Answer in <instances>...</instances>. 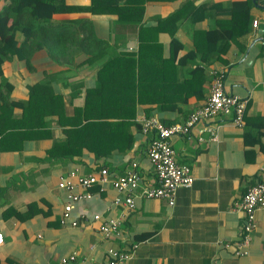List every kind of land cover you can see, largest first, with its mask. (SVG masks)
Instances as JSON below:
<instances>
[{
	"label": "crops",
	"instance_id": "1",
	"mask_svg": "<svg viewBox=\"0 0 264 264\" xmlns=\"http://www.w3.org/2000/svg\"><path fill=\"white\" fill-rule=\"evenodd\" d=\"M232 1L145 0L138 21V13L121 19L112 11L55 13L49 26L64 22L83 29L78 35L86 36V53L59 63L41 44L29 56L30 67L15 57L3 61L10 97L24 101L28 86L44 84L38 97L55 113L42 115L41 108L30 116L33 129L5 130L3 137L0 132V264H56L71 254L72 264H106L110 248L129 249L126 264H264V200L255 212L245 253L235 254L243 222L237 203L247 187L264 176V7L252 0L245 19L232 26L233 39L218 59L210 56L215 44L204 41L208 29L226 25L228 16L220 14V7ZM89 2L66 0L81 6ZM93 39L104 44L95 47ZM75 41L70 37V46ZM191 52L196 55L187 56ZM118 54L132 55L130 63L119 58L100 79L113 85L105 95L115 101L124 73L128 68L136 72L139 103L129 127L133 140L125 153L114 149L95 158L88 151L89 136L70 128L78 119L73 108L82 106L85 90L99 83L101 62ZM212 71L223 74L227 94L245 99L243 122L237 126L229 115L217 114L198 121L186 134L170 137L175 161L187 165L192 177L189 187L175 190L171 206L165 199L141 196L137 188L134 207L128 210L122 202H113L123 193L109 182L96 183L88 189L90 197L74 203L62 218L66 198L58 182L69 178L70 171L87 175L103 167L111 179L134 162L140 187L155 185L146 157L152 133L143 134L138 120L152 116L166 125L182 123L206 100ZM11 116L19 120L21 109L13 108ZM97 148L106 147L98 141ZM73 191L83 189L75 186ZM110 218H118L119 225L117 233L106 238L99 227Z\"/></svg>",
	"mask_w": 264,
	"mask_h": 264
},
{
	"label": "trees",
	"instance_id": "2",
	"mask_svg": "<svg viewBox=\"0 0 264 264\" xmlns=\"http://www.w3.org/2000/svg\"><path fill=\"white\" fill-rule=\"evenodd\" d=\"M1 1L3 3L0 7V132L1 137H3L7 136L5 130L15 131L20 130L19 128L27 129L30 127L33 129L35 123L29 121L34 118H30V116H37L41 108L43 109L42 115L55 113V110L46 109L38 97L45 90L44 84L36 83L28 86V96L24 101L10 97L11 84L3 76L1 69L4 60L15 57L18 60H23L26 66L30 67L29 56L43 44L49 56L57 62L71 61L74 53H86V36L79 37L81 36L79 35L76 39L72 33L74 28L65 26L64 22H54L53 25L56 27H50L49 25L53 23V14L73 11L86 12V10L93 14H100L112 11L117 14L118 19H121L125 14L138 13L137 18H135V21H138L142 11V3L145 0H141L140 5L130 4L131 0H123L120 4L119 0H90L87 6L68 4L66 0ZM253 3L264 7V0H254ZM251 5L252 0H236L230 2L227 7H220V14L228 16V22L224 26L218 24L217 27H212L205 32L204 41L215 44L214 49L210 51V56L215 54L214 58L218 59L219 54L233 39L232 26L236 27L241 17L245 19ZM85 24L86 20H82V26L86 27ZM79 29L83 31V29ZM70 37L76 40L71 46ZM93 42L95 47L99 48L104 44L103 41L97 39H93ZM102 54L99 53L98 57ZM191 55L196 54L194 52L187 54V56ZM130 56L132 59L130 54H118L102 61L96 71L99 83L85 90L82 106L73 108L78 119L71 122L70 128H73V132L84 131L86 137L89 136L92 147L87 146L88 151L92 152L95 158L109 156L114 149L119 153H125L131 147L133 137L130 134L129 127L132 123L130 120L134 117L136 104L139 103L136 72L131 73L130 68H128L124 73L120 95L115 101L110 100V96L105 95V93L113 91V85L103 83L100 79L101 74L107 72L108 66L111 67L119 58L118 61L129 64ZM81 63L82 61L79 64ZM197 70L200 71V69ZM116 88L118 89V87ZM93 96H98L99 99H93ZM101 98L107 99V101ZM15 107L21 109V116L17 121L12 119V116L9 117ZM56 120L61 123L59 117ZM98 141L104 143L106 148H97Z\"/></svg>",
	"mask_w": 264,
	"mask_h": 264
},
{
	"label": "built area",
	"instance_id": "3",
	"mask_svg": "<svg viewBox=\"0 0 264 264\" xmlns=\"http://www.w3.org/2000/svg\"><path fill=\"white\" fill-rule=\"evenodd\" d=\"M256 25V20L252 21ZM245 99L236 95L227 94L223 87V74L212 71L209 93L204 103L190 112L182 123L164 124L152 116H141L138 120L140 131L143 134L152 133V137L146 148V157L155 175V185L140 187V177L135 170V163L132 162L128 170L123 174L112 177L108 176L105 168H99L96 172L87 175H76L69 172V178H60L58 187L65 192L66 201L62 208V218L68 217L74 203L90 197L88 189L96 183L109 182L112 188L118 193H123V198L115 197L113 202H122L131 210L134 207L132 193L139 189V194L148 198H162L171 206L174 202L175 190L178 187H189L192 182L190 169L187 165L178 164L174 159V151L170 145V137L188 133L190 128L201 120H207L214 115H229L230 121L237 126L243 122ZM75 177V182L72 178ZM79 186L82 192L73 191V187ZM264 200V176H261L253 184L249 185L237 203L238 209L242 212L243 222L241 225V236L236 243L235 254L243 255L247 247L251 233L255 226V212L262 205ZM94 219L98 215L93 216ZM72 224H76L75 221ZM119 225L118 218H110L103 221L99 227L100 232L106 238L117 233ZM2 235L0 234V244ZM130 256L129 249L115 250L108 249L106 264H126ZM74 255H68L56 264H72Z\"/></svg>",
	"mask_w": 264,
	"mask_h": 264
},
{
	"label": "rangeland",
	"instance_id": "4",
	"mask_svg": "<svg viewBox=\"0 0 264 264\" xmlns=\"http://www.w3.org/2000/svg\"><path fill=\"white\" fill-rule=\"evenodd\" d=\"M57 30H59L58 28H57ZM57 30H55V31H57ZM81 30L80 29H78V28H76V29H74V36H75V38L76 39H78V34H79V32H80ZM76 54V53H75Z\"/></svg>",
	"mask_w": 264,
	"mask_h": 264
},
{
	"label": "water",
	"instance_id": "5",
	"mask_svg": "<svg viewBox=\"0 0 264 264\" xmlns=\"http://www.w3.org/2000/svg\"><path fill=\"white\" fill-rule=\"evenodd\" d=\"M254 1V0H253Z\"/></svg>",
	"mask_w": 264,
	"mask_h": 264
}]
</instances>
